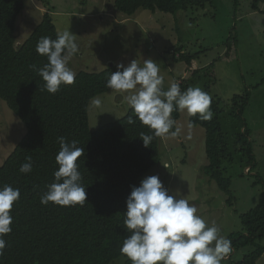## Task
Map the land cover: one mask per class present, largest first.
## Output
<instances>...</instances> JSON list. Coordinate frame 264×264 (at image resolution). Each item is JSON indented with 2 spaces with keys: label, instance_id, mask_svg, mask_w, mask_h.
I'll return each mask as SVG.
<instances>
[{
  "label": "trees",
  "instance_id": "1",
  "mask_svg": "<svg viewBox=\"0 0 264 264\" xmlns=\"http://www.w3.org/2000/svg\"><path fill=\"white\" fill-rule=\"evenodd\" d=\"M213 0H115V10L134 15L138 10L161 11L177 16L180 12L205 7ZM264 0H254L253 9ZM26 6V0H0V99L25 124L27 131L7 160L0 162V188L11 185L20 190V199L11 210L12 232L4 239L6 248L0 264H115L121 258L120 248L130 233L124 226L126 198L132 186H139L145 174L160 161L161 137L143 125L132 109L115 122L92 130L89 108L96 96L113 91L106 87V80L117 65L101 72L80 71L75 83L62 84L60 91L51 94L44 88L45 82L37 69L48 63L47 57L39 55L37 44L42 37L56 39L58 29L49 13H45L30 37L20 47L16 46L17 20ZM260 11V10H259ZM230 43V42H229ZM236 43V42H235ZM180 54L168 52L176 61H184L192 67L199 58L177 47ZM176 51V52H177ZM230 51L224 57L230 56ZM122 71V69H120ZM192 77L177 82L185 91L207 78L204 92L210 93L217 82L215 63L196 68ZM251 100L247 89L231 100L230 116L239 124L233 148L227 142L221 118L225 111L219 97L211 98L213 117L209 121L199 119V114L189 117V124L201 127L206 135L208 164L205 172L214 179L219 188L229 197L232 205V181L226 176L225 165L235 162L241 154L245 163L255 166L251 130L245 117ZM132 116L134 124L128 123ZM181 112L174 111L172 118L179 120ZM176 125V124H175ZM172 131L175 130V126ZM152 135L153 140L145 146L141 134ZM58 137L77 141L84 148L78 159L82 184L87 193L83 206H59L52 202L44 205L41 196L47 186L54 182L58 169L55 157L60 150ZM31 157L33 169L21 173L19 168ZM248 172H251L248 171ZM256 184L264 181L256 176ZM242 230L231 233L232 252L243 248L250 251L231 264H257L264 255V191L263 198L253 208L240 215ZM126 264H132L126 260Z\"/></svg>",
  "mask_w": 264,
  "mask_h": 264
},
{
  "label": "rangeland",
  "instance_id": "2",
  "mask_svg": "<svg viewBox=\"0 0 264 264\" xmlns=\"http://www.w3.org/2000/svg\"><path fill=\"white\" fill-rule=\"evenodd\" d=\"M253 1L213 0L205 7L183 11L177 16L148 10H138L128 16L115 10V0H26L17 20L16 46L23 45L43 15L49 13L59 33L70 30L76 36L79 51L68 65L76 74L101 72L119 63L127 66L135 59L143 66L145 59H152L160 68L167 90L171 83L192 77L194 69L214 62L217 82L209 95L223 102L225 111L221 123L231 148L240 132L239 123L230 116L231 100L249 89L251 100L245 117L256 161L255 166L249 167L241 154H236L235 162L225 165L226 176L232 181V205L228 204L229 196L205 172L209 162L205 131L189 124L186 111L181 112L175 123L179 134L161 138L160 161L144 176L158 175L169 194L187 199L197 208L198 215L209 225L214 222L221 229V235L228 238L231 233L242 230L240 215L257 205L264 191L261 183H255L257 175L264 181V2L258 4L260 11H257L253 9ZM177 47L186 53H198L199 58L192 67L176 61L168 52H175L179 57ZM230 48V56L224 57ZM206 81L207 78L193 80L190 87L204 91ZM96 98L102 106L96 108L91 101L92 130L117 121L131 108L127 93L118 94L113 90ZM26 131L21 119L0 99L1 164ZM249 251L250 248L240 249L232 261L226 258L221 264L235 263ZM126 260L127 257L121 258L115 264H126ZM257 264H264V255Z\"/></svg>",
  "mask_w": 264,
  "mask_h": 264
},
{
  "label": "clouds",
  "instance_id": "3",
  "mask_svg": "<svg viewBox=\"0 0 264 264\" xmlns=\"http://www.w3.org/2000/svg\"><path fill=\"white\" fill-rule=\"evenodd\" d=\"M36 51L48 60L37 69L47 92L55 94L62 84L75 83L76 73L68 65L79 47L70 30L58 33L56 39L42 37ZM117 69L107 78L106 87L118 94L127 93V103L135 117L153 130L154 136L163 138L179 134V128L170 131L176 123L172 118L174 111H186L189 117L199 114L203 121L212 119L210 95L199 87L181 91L177 83H171L165 90L164 77L154 60L145 59L141 66L135 59L127 66L117 64ZM92 104L96 108L102 106L99 98L93 99ZM128 123H135L132 116L128 117ZM140 137L145 146L153 140L152 135L142 133ZM58 143L60 150L55 160L59 167L53 174L54 182L47 186L40 202L83 206L87 193L78 159L84 155V148L65 137H58ZM26 161L19 168L21 173H30L33 169L30 156ZM19 199L18 188L11 185L0 188V257L7 246L4 236L12 232L11 210ZM126 209L124 226L130 235L124 238L120 252L132 264H221L233 250L231 241L221 235V229L214 222L209 225L187 199L169 194L158 175L146 176L139 186H132L126 198Z\"/></svg>",
  "mask_w": 264,
  "mask_h": 264
}]
</instances>
